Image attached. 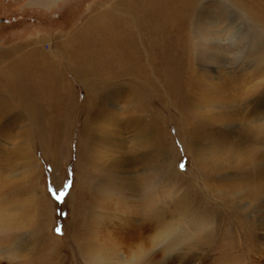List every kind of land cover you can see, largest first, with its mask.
<instances>
[{"label":"rangeland","instance_id":"obj_1","mask_svg":"<svg viewBox=\"0 0 264 264\" xmlns=\"http://www.w3.org/2000/svg\"><path fill=\"white\" fill-rule=\"evenodd\" d=\"M143 1L0 0V264H264V0Z\"/></svg>","mask_w":264,"mask_h":264},{"label":"bare ground","instance_id":"obj_2","mask_svg":"<svg viewBox=\"0 0 264 264\" xmlns=\"http://www.w3.org/2000/svg\"><path fill=\"white\" fill-rule=\"evenodd\" d=\"M53 1H55V0H50V3L47 5V6H49ZM149 1V0H148ZM148 1H143L144 2V4L145 3H148ZM153 1V0H152ZM151 2V1H150ZM153 3H156V2H154L153 1ZM47 4V3H46ZM149 5H150V3H149ZM148 6V5H147ZM152 6H153V4H152ZM152 6H151V8H152ZM150 7V6H149ZM159 7V6H158ZM148 8V7H147ZM109 9V8H108ZM112 9V8H111ZM114 9V8H113ZM115 10V9H114ZM105 11V10H104ZM98 12V11H97ZM145 12V11H144ZM143 12V13H144ZM99 14V13H98ZM152 14V13H151ZM106 15V14H105ZM108 15V14H107ZM147 15V14H146ZM95 17L97 18V16L95 15ZM95 17H93L94 19H96ZM101 16H100V14L98 15V18H100ZM93 18H92V21H93ZM153 20H155V19H153ZM91 21V20H90ZM92 21H91V23H92ZM103 22V21H102ZM155 22H157V21H155ZM94 24H95V21H94ZM92 25H93V23H92ZM107 25V24H106ZM156 26H159V23H156L155 24ZM89 26V25H88ZM99 26V25H98ZM97 27V26H96ZM94 28V27H93ZM112 28V27H111ZM114 28V27H113ZM86 29V28H85ZM88 29V28H87ZM86 29V30H87ZM97 29V28H96ZM159 29V28H158ZM89 30V29H88ZM95 30V29H94ZM115 30V29H114ZM93 31V30H92ZM110 31V30H109ZM112 32V31H111ZM116 33V35H117V32H115ZM119 33V32H118ZM109 34V33H108ZM114 34V33H113ZM112 34V35H113ZM94 35V34H93ZM119 35V34H118ZM82 36H84V35H82ZM90 37V36H89ZM85 38H87V37H85ZM92 39V38H91ZM90 39V40H91ZM112 39V38H111ZM93 40V39H92ZM128 40V39H127ZM69 41V40H68ZM76 41H78V39L76 40ZM100 42V41H99ZM142 42H143V40H142ZM79 43V42H78ZM96 43V42H95ZM105 43V42H104ZM91 44V43H90ZM133 44V43H132ZM138 44H139V42H138ZM102 45V44H101ZM77 46V45H76ZM21 47V46H20ZM136 48H137V44H136V42H134V44H133V49H134V54H133V56L132 57H134V58H136L137 59V57H139L138 55H140V51H138V50H136ZM83 49V48H82ZM21 50H22V48H21ZM144 50V49H143ZM54 51V50H53ZM97 51V50H96ZM11 52H13V51H11ZM73 52H75V51H73ZM99 52V51H98ZM17 53V52H16ZM38 53V52H37ZM86 53V52H85ZM1 54V53H0ZM13 54V53H12ZM15 54V53H14ZM13 54V55H14ZM74 54V53H73ZM99 54V53H98ZM103 54V53H102ZM145 54V53H144ZM10 54L9 53H7V54H2V56L4 57V58H12V56H9ZM41 55V54H40ZM100 55V54H99ZM73 56V55H72ZM94 57V56H93ZM19 58L20 59H16V60H14L13 62H10V64H9V66L7 67V73L5 74V81L6 82H8L7 84L11 87V92H12V95H13V99L14 100H17V101H21V100H26L27 99V97H29V99H27V100H31V99H34V98H36L37 97V93H36V91L35 90H30L29 89V91H30V95H29V91H28V94H26V95H23L22 94V91H24L25 90V87H23V84H22V82H21V79H22V77H24V76H26V75H24V74H26V71L24 70V67H25V64H26V66H27V63L30 65V64H35V66H37L36 67V70L39 72V73H46L45 75H48V74H53V72H54V68H55V62L53 61V59H51V60H49L48 62H44L43 60V62H40V63H38L37 62V59H35V57H34V53L33 52H31V53H29V54H24V56L21 58L20 56H19ZM39 58V57H38ZM82 58H84L83 56H82ZM42 59V58H41ZM24 60H25V62L26 63H24ZM46 60V59H45ZM67 66V65H66ZM144 68V67H143ZM141 69V70H139L142 74H143V76L145 77V78H147V79H150L151 80V77H150V74H149V72L146 70V69ZM62 70V69H61ZM150 70V69H149ZM34 73V72H33ZM55 73V72H54ZM58 73V72H57ZM56 73V74H57ZM59 75V74H58ZM1 77V76H0ZM113 77V76H112ZM174 77H175V75H174ZM3 78V77H2ZM40 78V77H39ZM43 78V77H42ZM114 78V77H113ZM50 79H51V77H50ZM52 81V80H51ZM142 81V80H141ZM66 82V81H65ZM148 83V82H147ZM44 87L47 89V91L44 93V95L45 96H47L46 98L48 99V98H58L59 100H60V96L59 95H57V94H60V91H62V92H65V93H67L66 91L68 90V88H69V85H65V84H63L62 82L61 83H59V85H56L55 87H54V85H53V83H46L45 85H44ZM68 87V88H67ZM8 89H9V87H8ZM137 90V89H136ZM139 90V89H138ZM26 92V91H25ZM138 92V91H137ZM48 93V94H47ZM139 96V95H138ZM40 99V98H39ZM8 101V100H7ZM16 101V102H17ZM12 102V101H11ZM15 103V102H14ZM14 103H13V105H14ZM19 105V104H18ZM61 105V104H60ZM59 106V105H58ZM13 107V106H12ZM21 107V106H20ZM19 108V107H18ZM17 108V109H18ZM65 109V108H64ZM28 110V109H27ZM20 112H22V110L20 111ZM27 113V112H26ZM13 115V114H12ZM16 115V114H15ZM52 129V128H51ZM51 132V131H50ZM51 136V135H50ZM253 137V136H252ZM44 138H46V137H44ZM84 141V140H83ZM86 142V141H85ZM87 143V142H86ZM46 145V144H45ZM47 150H48V148H47ZM242 151V150H241ZM240 152V151H239ZM88 154V153H87ZM234 155V154H233ZM87 156V155H86ZM256 157H258V154L257 153H254V155H253V157L251 158V161H253L254 159L256 160ZM89 158H91V157H89ZM88 158V159H89ZM242 160V159H241ZM251 161H249V162H251ZM248 162V161H247ZM257 162H260V161H257ZM239 163H240V168L242 167V165H241V161H239ZM252 164V166L254 165L253 163H251ZM245 167L247 168V169H251V166H249V163L248 164H246L245 165ZM232 168V167H231ZM258 170V169H257ZM234 172V171H233ZM220 173V172H219ZM237 173V172H236ZM258 175H261V174H258ZM254 178V180H256L257 182H261V181H259L258 180V176L257 177H253ZM232 186V185H231ZM260 187L262 188V185H260ZM259 187V188H260ZM232 191V188H230L229 190H228V192L227 193H230ZM235 193V192H234ZM233 194V193H232ZM199 209V208H198ZM206 213V212H205ZM165 218V217H164ZM159 221V220H158ZM157 221V222H158ZM164 221V220H163ZM168 222H170L169 220H167ZM171 221H173V219H171ZM159 223V226H161V225H163V224H161L162 222H158ZM141 225H142V223H141ZM145 225V224H144ZM151 225V224H150ZM166 225V224H165ZM146 226V225H145ZM159 226H157L156 224H155V228H156V233H157V235H158V233L160 234V235H162V237H166L167 235H168V233H167V230H163L161 227H159ZM136 227V226H135ZM144 227V226H143ZM158 227H159V229H158ZM166 228V227H165ZM172 227H169V229H171ZM173 230H174V228H172ZM137 230V229H136ZM144 231V230H143ZM148 231V230H147ZM146 231V232H147ZM139 232H141V231H139ZM149 232V231H148ZM176 232V231H175ZM144 232H141L140 233V235L141 234H143ZM138 234V233H137ZM175 234V233H174ZM142 236V235H141ZM143 237V236H142ZM155 238H156V236L154 237V235L153 236H150V237H147V238H143V241H141V247H143L146 251L148 250V249H151L152 247H153V245H154V240H155ZM161 239V238H160ZM144 250V251H145Z\"/></svg>","mask_w":264,"mask_h":264}]
</instances>
